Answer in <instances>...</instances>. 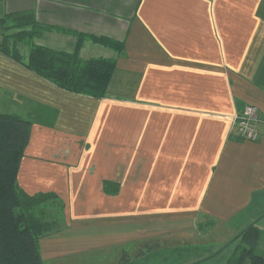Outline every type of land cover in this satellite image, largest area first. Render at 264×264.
Returning a JSON list of instances; mask_svg holds the SVG:
<instances>
[{
  "label": "crops",
  "instance_id": "crops-1",
  "mask_svg": "<svg viewBox=\"0 0 264 264\" xmlns=\"http://www.w3.org/2000/svg\"><path fill=\"white\" fill-rule=\"evenodd\" d=\"M28 10L45 27L36 44L117 59L96 98L0 51V113L34 121L18 182L65 203L44 264H229L214 255L250 227L260 247L264 124L247 141L232 122L247 103L264 114V0H0V18ZM193 248L213 251L168 262Z\"/></svg>",
  "mask_w": 264,
  "mask_h": 264
},
{
  "label": "trees",
  "instance_id": "trees-1",
  "mask_svg": "<svg viewBox=\"0 0 264 264\" xmlns=\"http://www.w3.org/2000/svg\"><path fill=\"white\" fill-rule=\"evenodd\" d=\"M42 30L45 27L36 21L33 11L8 13L0 18V51L67 91L104 97L117 59H83L78 50L66 52L36 44L34 39ZM86 38L89 37L78 34V47ZM92 38L120 54L125 51L124 41L103 36ZM18 44L27 50L22 51ZM33 124V120L17 114L0 113V264H44L40 239L62 230L66 224L65 203L56 193L30 195L18 182ZM104 189L114 191L108 182ZM241 236L245 245L229 264H264V255L257 252L258 230L250 227Z\"/></svg>",
  "mask_w": 264,
  "mask_h": 264
},
{
  "label": "built area",
  "instance_id": "built-area-1",
  "mask_svg": "<svg viewBox=\"0 0 264 264\" xmlns=\"http://www.w3.org/2000/svg\"><path fill=\"white\" fill-rule=\"evenodd\" d=\"M260 123L264 124V114L256 105L247 103L235 113L232 130L247 141H256L260 137Z\"/></svg>",
  "mask_w": 264,
  "mask_h": 264
},
{
  "label": "rangeland",
  "instance_id": "rangeland-1",
  "mask_svg": "<svg viewBox=\"0 0 264 264\" xmlns=\"http://www.w3.org/2000/svg\"><path fill=\"white\" fill-rule=\"evenodd\" d=\"M205 243L209 245L210 240L204 241L203 245ZM237 244H240V245L236 248V251H235V247L237 246ZM244 245L245 244L243 243V241L241 243H239V241L237 239H234L233 241H230L227 246H225L223 249L218 251L217 254L214 255V257H216V256L219 257L220 256L219 259H222V257L224 258V256L228 255V254H230V256L235 254L234 256H236L239 253V250ZM263 246H264V241L261 243L259 249L257 250V252L259 254H261V255H264V247ZM212 251L213 250L206 251L203 248H199V249L193 248L192 250H181V251H178V252L176 251L177 254L174 252L173 256H171V258L168 260V262H171L170 260L172 259V262L177 261V260H179V261L182 260V263H184L183 261L187 260V262L190 263V260L192 258H194V256H196V257L199 256L201 258L202 257H206L208 255L206 252H212ZM234 251H235V253H234ZM166 252L169 253V250H167ZM210 259L202 260V261L194 263V264H206V263L209 262ZM106 260H108V259H106ZM93 261L95 262L94 264H101V262L103 264V261H101V257H99V255H97V257L95 259H93ZM80 262H83V260H77V259L74 260V264H77V263H80ZM143 262H144V260H140L139 264H141ZM213 263H215V262L213 261ZM220 264H222V263L220 262Z\"/></svg>",
  "mask_w": 264,
  "mask_h": 264
}]
</instances>
